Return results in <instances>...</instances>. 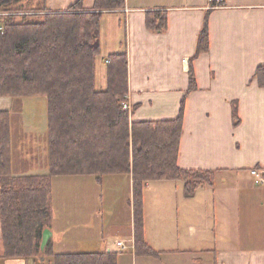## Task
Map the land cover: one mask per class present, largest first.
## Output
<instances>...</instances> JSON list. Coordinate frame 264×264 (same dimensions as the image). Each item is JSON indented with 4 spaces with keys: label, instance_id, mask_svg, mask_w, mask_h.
<instances>
[{
    "label": "crops",
    "instance_id": "obj_1",
    "mask_svg": "<svg viewBox=\"0 0 264 264\" xmlns=\"http://www.w3.org/2000/svg\"><path fill=\"white\" fill-rule=\"evenodd\" d=\"M77 1L44 0V7L49 11L65 12ZM95 1L84 0V7L92 9ZM154 10L168 12V26L162 33L150 32L146 27V14ZM208 12L209 49L196 57L198 38ZM106 16L118 18L115 24L120 32L112 51L128 54L126 103L131 111L135 107L131 122L176 119L185 99L178 165L185 170L217 172L212 184H204L190 197L186 195L182 180L147 183L144 238L151 249L160 252L159 255H149L137 243L131 178L129 203L133 205V222L125 251L140 258V264H264V183H259L251 174V169L257 168L264 175V84L261 85L257 77L258 69L264 67V0H224L222 6L214 9L209 0H126L125 8L120 12L104 14L101 50ZM108 61L105 62L106 75ZM97 68L98 59L96 81ZM190 69L197 88L188 93ZM16 102H20L21 111L26 107L24 102L33 107V119L23 121L21 125L24 134L44 135L46 141V98L12 99L10 104L0 103V110L9 111L12 116ZM235 103L240 118L238 126L234 125L232 115ZM31 127L35 130L29 131ZM39 128L43 129L36 130ZM11 132L13 175H48L49 162L36 163L33 154L23 158L25 162L34 160L33 163L15 166L12 123ZM70 178H74L76 201L60 199L61 210L56 216L52 202L51 226L46 229L51 231L49 250L40 264H47L48 258L54 264L53 253H93L71 252L68 248L101 239L99 233L95 234L98 236L95 239L88 234L94 231L89 227L92 222L85 229L87 234L78 226L71 232L73 216L78 211L71 210L73 216L68 213L72 205L78 208L75 203L90 197L97 206L93 217L98 219V205L104 197L92 182L96 177L76 175ZM152 184H157L153 186L158 193L152 200L154 211L158 208L154 216L158 223L156 220L152 223L158 227L154 228L147 223L149 201L146 207L147 191ZM63 188L68 190L69 187L63 184ZM184 222H188L192 233H180L182 227L179 226ZM175 225L180 230H176ZM102 237L104 240V235ZM104 246L103 251L95 253L112 252ZM3 250L0 220V255ZM2 264L37 263L18 258L6 259Z\"/></svg>",
    "mask_w": 264,
    "mask_h": 264
},
{
    "label": "trees",
    "instance_id": "obj_2",
    "mask_svg": "<svg viewBox=\"0 0 264 264\" xmlns=\"http://www.w3.org/2000/svg\"><path fill=\"white\" fill-rule=\"evenodd\" d=\"M44 1V0H43ZM27 0H0V96L47 100L49 174L13 175L11 113L0 110V220L6 259L42 263L43 233L52 221V180L57 176L107 175L133 180L136 239L140 249L159 255L144 238V190L150 181L182 180L186 195L212 184L217 172L185 170L178 158L185 99L173 120L131 122L124 108L129 93L128 54L109 57L107 87L96 84L101 55V23L106 12H120L126 0H96L92 9L78 0L68 11L24 8ZM209 12L198 38L196 57L209 49ZM166 10L148 11L146 27L162 33ZM264 84V67L257 71ZM197 88L190 69L189 92ZM233 122L240 123L237 103ZM48 249V250H47ZM120 252L62 253L54 264H118Z\"/></svg>",
    "mask_w": 264,
    "mask_h": 264
},
{
    "label": "rangeland",
    "instance_id": "obj_3",
    "mask_svg": "<svg viewBox=\"0 0 264 264\" xmlns=\"http://www.w3.org/2000/svg\"><path fill=\"white\" fill-rule=\"evenodd\" d=\"M210 5V4H209ZM36 9V8H44V1L43 0H27L24 8ZM212 7V6H211ZM117 17L115 16H106V19L103 22V30H102V55L98 58V68H97V88L99 90H104L107 87V75H106V66L105 62L109 59V57L113 54H116L113 50L115 46V42L117 37L119 36V29L116 23ZM118 34V35H117ZM121 52V51H120ZM13 100H16L9 96H0V103L1 104H10ZM26 107L22 109L20 107V102H16L15 106L12 109V116H11V123L13 129V155L16 157L15 166L22 167L25 165H30L34 162V160H27L26 162L23 161L24 156L30 157V154L35 155V162L36 163H43L45 161L49 162V149H48V138L44 135L39 134H24L23 127L21 126L23 121H30L33 119V107L28 104V102H24ZM35 130V128H28V130ZM43 129V128H42ZM41 128L36 129L41 131ZM71 176H63L62 178H54V186H53V194H52V202H53V214L59 212L61 208L60 199H63V202H75L76 198V191L73 189L75 185L74 178H70ZM131 176L129 175H107L104 177V182L102 184L98 183L97 180L94 182L98 186V190L100 194L103 195V201L99 202L98 211L99 217L95 219L93 214L95 213V208H97L94 202H91L92 199L90 197L86 198L85 200L82 199L81 202L78 201V208L73 207L68 210V213L72 215V211H78L74 218V222L71 226V232L75 231V227L78 226L82 233L87 234L85 229L88 227V224L92 222V225L89 226L90 228L94 229L93 232L88 233L89 235L92 234L95 237L96 233H99V238H103L104 240L98 242H88L83 243L80 247L76 248L75 246L69 247L68 250L71 252H100L106 248H110L112 251H121L122 249L117 246V241L123 240L126 244L129 242L127 239L130 237L132 232V222H133V205L129 203L131 199V191L130 186L131 183ZM90 182V184H93ZM73 183V184H72ZM63 184H67V189L63 188ZM157 184H152L149 191H147V203L146 207L148 208V201H149V209H148V216L147 223L152 225L153 228L158 224H152L156 211L155 205L152 200L155 198L157 191H155L154 186ZM112 196V197H111ZM158 201H161L158 200ZM158 203V202H157ZM182 210L181 208H179ZM71 217V216H70ZM158 223V220H156ZM188 222H184L182 224V230L175 228L176 230H180V233L183 235L190 234L193 232V229L187 224ZM174 226V225H173ZM178 226V225H177ZM179 233V231H178ZM128 241V242H127ZM147 243V242H146ZM131 244V243H129ZM128 244V245H129ZM130 246V245H129ZM121 255L119 256L118 263L119 264H140V258L136 257L132 254L131 251H124L120 252ZM137 258V259H136ZM50 258L47 260V264H52Z\"/></svg>",
    "mask_w": 264,
    "mask_h": 264
},
{
    "label": "built area",
    "instance_id": "obj_4",
    "mask_svg": "<svg viewBox=\"0 0 264 264\" xmlns=\"http://www.w3.org/2000/svg\"><path fill=\"white\" fill-rule=\"evenodd\" d=\"M224 0H209V4L211 8H217L223 5ZM124 108L130 110L131 107L129 104L124 103ZM251 174L255 176L259 183H264V175L263 172L260 169L253 168L251 169ZM117 246L122 249V251H125L127 249V244L125 241H118Z\"/></svg>",
    "mask_w": 264,
    "mask_h": 264
},
{
    "label": "water",
    "instance_id": "obj_5",
    "mask_svg": "<svg viewBox=\"0 0 264 264\" xmlns=\"http://www.w3.org/2000/svg\"><path fill=\"white\" fill-rule=\"evenodd\" d=\"M51 236V231L49 230H45L44 233H43V240H42V244H41V250L44 251L47 244H48V241H49V238Z\"/></svg>",
    "mask_w": 264,
    "mask_h": 264
}]
</instances>
